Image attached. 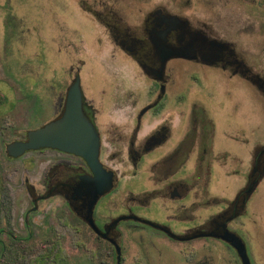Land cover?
I'll return each mask as SVG.
<instances>
[{"label":"flooded vegetation","instance_id":"flooded-vegetation-1","mask_svg":"<svg viewBox=\"0 0 264 264\" xmlns=\"http://www.w3.org/2000/svg\"><path fill=\"white\" fill-rule=\"evenodd\" d=\"M39 1L30 11L29 0H0V152L20 161L23 197L0 204V264H73L74 249L86 264H125L137 230L188 244L192 258L180 264H217L211 246L198 253L211 239L242 264L222 236L242 238L238 221L264 180V0H77L90 30L81 39L110 62L97 59L106 74L85 78L70 29L54 15L43 21ZM50 32L65 42L43 47L45 59ZM42 59L64 78L45 92ZM77 78L103 172L58 147L10 155L12 143L63 116ZM27 102L36 124L25 132Z\"/></svg>","mask_w":264,"mask_h":264},{"label":"rangeland","instance_id":"rangeland-1","mask_svg":"<svg viewBox=\"0 0 264 264\" xmlns=\"http://www.w3.org/2000/svg\"><path fill=\"white\" fill-rule=\"evenodd\" d=\"M40 11L41 15L43 17V21H45L47 18L53 16L56 18L55 21L60 22L61 26H63V32L64 28L66 27L68 32L69 30V36L72 37V42L75 43L73 45V48H71L72 52V61L74 65H77L78 59L83 58L85 59V65L82 67L81 72L82 75L86 76L88 72H93L94 76L101 74H106L104 71H99V68L97 66V59H100L101 61H104L106 63H110L109 60H107V57L105 55L100 56H93V52L91 49V46L89 45L87 40H82L81 38L84 37L85 33H88L89 28L88 25L85 23V16L84 13L81 11L80 7L77 5V0H40ZM25 5H27L25 3ZM33 9V2L32 0H29V10L32 11ZM71 15V16H70ZM45 22H50L49 20H46ZM53 26V27H52ZM52 26L49 25V27H52L51 31L58 33L57 25L52 23ZM52 32H50L49 39H43L41 43L42 47V58H47L44 56L43 47L46 50V54L51 51V49L55 50L56 47L60 43V39H56L52 37ZM249 42L252 41L250 38L248 39ZM65 39L61 41L62 44H64ZM30 46H32V40H29ZM60 43V45H61ZM54 50V52H56ZM58 59L62 60L65 59V57H68V54L65 55V53H59L57 56ZM48 61V60H47ZM45 60H41V82H40V88L41 92H45L47 87L52 84L55 85H61L63 83V77L60 79L56 76L57 74H63V70L60 68H57V71H52L49 68H44ZM115 74L118 75V79L120 81H129L131 80V74L129 72L121 71L116 72ZM55 77H57V80H55ZM43 79V80H42ZM45 79V80H44ZM249 92V89H248ZM250 93V92H249ZM250 97V96H249ZM248 97V104H250L251 99ZM31 103L24 104V119H23V127L26 132L27 129L34 126L36 124V120L32 117L30 110L32 109ZM46 118V117H45ZM20 161L17 159H9L4 152H0V204L2 203V199L4 198L6 200L5 196H8L9 199L4 206L11 207L13 205V200L17 199V203L19 204L22 200L21 191L20 189H17V180L18 176L20 174ZM233 186H235L233 184ZM234 193V189H232V194ZM143 213V211H142ZM148 217H152V212L150 213H144ZM155 214V213H153ZM262 216L264 217V180L259 185L257 191L253 194V196L250 199V202L248 204V214L242 218L239 223L243 220V232H241V236L246 244L247 252L251 260V264H264V242L262 240V230L263 226H260V222L262 221ZM150 232L145 230H137L132 234L129 241H131V252L134 255V257L129 260V262H126L125 264H180V262L184 261L180 256H184L187 259L192 258V252L191 248L188 246V244H182L173 240H170L165 237H161L158 235H152V238L149 236ZM142 236V237H141ZM153 241V243L151 242ZM79 240H77L75 234L73 235V245L79 246ZM197 244V243H196ZM206 243H203V241H200L197 245L201 248L202 252H200L199 249V256H201L203 253H206L207 255L210 253L209 246H211L214 256L219 257L220 259L216 260L217 264H240L237 260L236 253L231 250L227 251L226 247L223 245H220V243L213 241L212 239L209 240V244L203 245ZM151 246L152 249H149ZM149 247V248H148ZM150 250V257L152 258L151 261H147L145 263L144 261V251ZM74 255L76 256L73 258V264H86L83 262V256L82 251H77L74 249ZM180 261V262H179ZM95 264V263H94ZM184 264H192L188 263V261L184 262Z\"/></svg>","mask_w":264,"mask_h":264},{"label":"water","instance_id":"water-1","mask_svg":"<svg viewBox=\"0 0 264 264\" xmlns=\"http://www.w3.org/2000/svg\"><path fill=\"white\" fill-rule=\"evenodd\" d=\"M83 94L80 88L79 78L74 82L66 110L63 116L56 120L28 132L26 141L14 142L9 146V154L19 156L26 150L40 147H58L76 154L85 156L96 174L102 173V167L98 160L99 136L96 126L91 119L84 114ZM108 184L105 188H108ZM104 192L103 190L99 191ZM153 225L155 223L151 221ZM175 236L174 233H171ZM237 251L242 264H251L247 247L243 239L234 232L227 231L222 236Z\"/></svg>","mask_w":264,"mask_h":264}]
</instances>
